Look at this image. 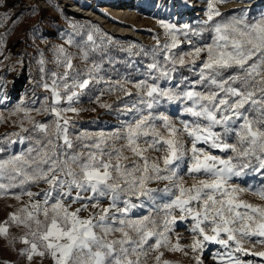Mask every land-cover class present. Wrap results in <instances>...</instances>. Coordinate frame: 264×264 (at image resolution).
<instances>
[{
	"label": "snow or ice",
	"instance_id": "1",
	"mask_svg": "<svg viewBox=\"0 0 264 264\" xmlns=\"http://www.w3.org/2000/svg\"><path fill=\"white\" fill-rule=\"evenodd\" d=\"M216 2L218 0H209L207 19L203 21L210 25L208 28L197 31L184 25L183 29H178L173 24L160 22L167 40L161 45L156 38V48L151 52L153 62L147 68L153 82L144 80L136 84L149 98L140 101L148 109L161 99L191 102L190 106L185 105L184 111L193 120L182 121V128H177L167 116L159 117L167 138L153 123L156 118L149 112L135 123L107 135L101 133L93 137L82 133L76 137L77 141L92 140L93 143L83 145L89 149L86 154L74 151L68 130L70 121L64 114L78 112L70 106L78 93L71 91L66 96L69 107L58 108L56 105L62 97L57 90L56 79L51 85L52 106L29 109L23 106V102L16 106L12 114H23L19 121L21 132H30L23 127L27 120L32 124L31 132L37 135L13 133L19 143L29 141L30 145L19 154L0 158V195L11 194L17 200L23 195L29 197L30 203L20 209L24 215L14 213L10 216L12 222L29 229L21 237V242L28 245L21 254L26 255L29 261L38 254L41 257L49 255L54 264H140L141 257L147 256L149 250L159 252L161 247H166L169 251H182L179 243L169 247L168 233L176 222L172 215L175 209L180 210V220L192 218L191 231L202 237H194L190 246L193 253L203 252L205 242H208L226 249L223 254L213 256L218 264H253V261L245 262L234 253L264 258V252H246L241 244V241L253 237L257 238L255 243L264 244V207L240 198V194L253 191L250 187L242 188L231 183L233 177L245 175L247 169L264 175V14L249 18L248 12L243 11L239 16L212 23L214 17L222 15L214 8ZM31 11L36 12L37 9ZM204 31L212 33L211 43L197 46L188 39L190 33L198 36ZM178 34L185 37L191 50L173 51L180 44ZM87 42L92 45L91 50L100 47L92 34L87 36ZM2 43L3 37H0ZM68 43H73L71 38ZM57 51L63 57L57 63L65 68L63 76L58 79L66 81L68 70L73 67L71 56L62 47ZM161 54L163 62L157 59ZM202 54L205 58L200 60ZM83 55L86 59L88 51ZM197 61H200L199 78L191 83L190 88L180 90L184 81L167 88L156 83L159 80L171 81L178 65L189 64L195 68ZM40 63L43 65L44 61ZM233 68L237 71L223 78L224 73ZM52 75L56 77V73ZM88 84L89 80L84 79L73 85L65 83L64 88L83 89ZM197 85L203 86L205 91L196 90ZM43 87L45 90L50 88L47 83ZM33 110L52 115V123L34 121L31 117ZM217 127L223 132L215 131ZM233 134L235 142L229 143L227 137ZM184 135L191 141L188 149L181 139ZM147 137H151V140L144 139L147 147H141V139ZM119 139L125 140L122 147H115L114 143L109 145V141ZM198 144H206L210 149L221 152L231 151L233 155L227 158L212 155ZM149 149L165 153L163 167L159 162L148 159L145 153ZM125 150L138 158L131 166L123 163L129 159L124 155ZM3 151L0 148V152ZM185 157L189 159L187 174L194 179L200 175L205 177L190 188L185 187L183 177L178 174L180 162ZM162 180L171 183V187L164 191L173 192L175 189L179 194L173 193L174 199L163 205V230L158 231L157 221L151 215L133 220L128 218V213L143 207L144 200L154 201L153 193L157 190L150 188L149 184ZM41 182L48 185L43 192L28 190V185ZM16 188L20 191L10 193ZM253 194L264 200V187ZM37 197L39 199H35ZM133 197L139 203H133ZM101 198L109 200L108 207L87 219L80 218L79 213L86 211L89 205L99 208ZM77 203L80 207L70 211L71 206ZM193 203L199 206V210L192 207ZM206 227L212 235L205 231ZM7 231V227L0 226V235H7ZM113 233H120V238L109 240ZM130 233H135L136 238L133 239ZM221 234L227 238H222ZM153 238L155 243L149 244ZM162 256L160 252L156 257L157 264ZM194 259L196 264H202L200 256ZM164 264L170 262L164 261Z\"/></svg>",
	"mask_w": 264,
	"mask_h": 264
},
{
	"label": "rangeland",
	"instance_id": "2",
	"mask_svg": "<svg viewBox=\"0 0 264 264\" xmlns=\"http://www.w3.org/2000/svg\"><path fill=\"white\" fill-rule=\"evenodd\" d=\"M198 7L187 8L185 0H180L178 11L175 7L169 10L168 1L147 8H139L128 17L120 18L112 10L98 11L102 4L114 5L115 0H0V37H3V43L0 44V158H6L9 155L19 154L29 147L30 142L19 143L17 136L13 133L27 136L32 134V124L24 121L23 127L30 130L29 133H22L19 124L23 114L13 115L18 104L23 102V106L29 109L41 108V106L50 107L53 104L51 85L53 79L57 80V90L61 94V102L56 105L58 108L69 107L66 96L71 91H76L78 96L71 102V107L78 109V112H67L64 115L69 119V135L74 143V151L87 153L88 148L84 144L93 143L92 140L77 141L76 137L82 133H87L93 137L103 133L105 135L122 130L127 124L135 123L142 115L147 116L151 112L155 117L153 123L161 131V134L167 138V132L162 128L163 121L159 119L161 115L167 116L169 120L177 127L182 128V121H191L193 118L184 111L185 105L190 106L191 102L186 101H167L161 99L159 103L154 104L152 109H148L146 104L140 101L149 99L144 94V90L136 87L140 81L149 79L148 64L153 62L151 52L157 45V39L163 45L167 37L165 30L161 27V21L175 25L178 29H183L188 25L191 29L199 31L202 28H208L203 21L207 19L209 0H188ZM72 3L78 4L81 8L92 11V14L82 15L72 10ZM134 4L131 6L133 9ZM36 8L33 12L31 9ZM214 8L222 15L214 17L212 23L226 20L231 16H239L243 11H247L249 18H258L264 14V0H218L214 3ZM188 13V14H187ZM19 17L16 19V17ZM7 17V18H6ZM15 20V23L13 21ZM75 25V28L73 27ZM114 26H124L132 29L137 34L121 32L115 30ZM92 34L99 48L91 50L92 45L87 42V36ZM179 35V34H178ZM71 38L73 43L69 44ZM212 33L204 31L201 35L195 36L189 34L193 44L203 46L211 43ZM179 47L173 49L174 52H186L191 50V45L185 41L183 35H179ZM64 48L65 53L71 56L73 67L68 70V77L60 80L65 68L57 63L58 59H63L58 54L59 48ZM88 51L85 59L83 53ZM145 53H149L146 55ZM205 58L202 54L200 60ZM157 59L163 62V54ZM44 64L41 65L40 61ZM200 61L197 66L192 65L177 66V71L173 73L171 81L159 80L156 83L161 88L171 87L181 81L180 90L190 88L191 83L199 77L197 75ZM41 68L44 71H41ZM235 68L229 69L224 73L223 78L235 73ZM56 73V77L52 74ZM157 73H153L156 75ZM185 78H187L185 80ZM89 80V84L83 88H70L65 90L64 84L73 85ZM47 83L50 88L45 90L43 84ZM238 86V85H237ZM196 90L205 91L201 85L196 86ZM47 97V100L45 98ZM35 101V103H33ZM108 105L110 107H104ZM139 109V111H138ZM252 115V114H250ZM34 121L51 124L54 117L46 112H31ZM239 123V122H238ZM217 132H223V129L217 127ZM144 139L151 140V137L142 138L141 147H147ZM185 148L191 147L190 138L186 135L181 137ZM229 143L235 142L234 134L227 137ZM15 141V142H12ZM122 147L125 144L124 139L109 141L111 146ZM210 152L212 155H219L227 158L233 155L231 151L221 152L218 149H210L206 144H198ZM165 153L149 149L145 155L150 161L159 162L161 167L162 157ZM124 155L128 156L127 161L123 163L131 166L138 158L125 150ZM255 163V162H254ZM189 165L188 157L180 162L178 169L179 176L183 177L185 187L190 188L197 184L199 179L205 177L200 175L194 179L187 174ZM231 183L240 187H250L253 191L240 194V198L256 206L264 207V200H261L254 191L264 187V175L247 169L246 174L241 177H233ZM150 188L156 189L153 193L154 201L144 200V206L134 208L128 213V218L137 220L151 215L157 221L158 231H162V217L164 215L161 209L163 205L174 199L173 193L178 195V191L166 192V187H171V183L166 180L155 181L149 184ZM32 192H43L48 188L45 183L30 184L27 186ZM20 189H11L10 193L19 192ZM39 199V197L35 198ZM144 198L142 197L141 200ZM133 203H139L132 198ZM29 197L23 195L17 200L11 194L0 195V226L7 227V235H0V259L14 258L17 261H29L26 255L21 254V250L28 247L21 242V237L28 233L29 229L23 225H17L10 220L11 214H24L20 209L29 204ZM109 200L101 198L100 207L92 208L89 205L86 211L79 213L80 218L87 219L92 214H97L100 209L108 207ZM122 206V205H121ZM80 204H73L70 211H75ZM193 208L199 210L196 203ZM172 215L176 217V222L171 226L168 233L169 247L179 243L182 251H169L166 247H161L159 252L149 250L147 256L141 257L140 264H157L156 257L160 252L163 253L159 264L164 261L170 264H196L195 256H200L202 264H218L213 256L217 253L223 254L226 249L216 243L205 242L203 252L199 250L193 253L191 245L194 237L202 239L191 231L194 221L191 217L180 220V210L175 209ZM40 219H43L41 216ZM7 222V223H5ZM205 231L212 235L207 227ZM133 239L135 233H130ZM222 238H227L221 234ZM120 233L111 234L108 239H119ZM31 239V237H29ZM257 238L241 241L242 247L246 252L259 253L264 252V244L255 243ZM155 238L149 240V244H154ZM232 242H230L231 244ZM187 253V254H185ZM241 260L253 261V264H264V258L254 255H242L234 253ZM135 258V257H133ZM31 261H39L40 264H51L53 259L49 255L44 257L34 255ZM42 261V263H41ZM54 264V261H53Z\"/></svg>",
	"mask_w": 264,
	"mask_h": 264
},
{
	"label": "bare ground",
	"instance_id": "3",
	"mask_svg": "<svg viewBox=\"0 0 264 264\" xmlns=\"http://www.w3.org/2000/svg\"><path fill=\"white\" fill-rule=\"evenodd\" d=\"M164 1H168L167 5L169 7V10H172L173 7H175L176 12L179 10L178 6L180 3V0H115V4L111 5L108 3L102 4L100 8H98V11H104V10H112L114 13L120 17H128L130 15H133L135 11H137L139 8H147V7H155L157 5V8L161 6V3ZM185 3L187 5L188 9H191L192 7H198L199 5L197 4L196 6L193 4L192 1L185 0ZM134 4L133 9L131 6ZM71 8L75 12H79L82 15H87V14H92V11L86 10L81 8L78 4L72 3ZM188 14V13H187ZM115 30H119L121 32H126V33H132V34H137L134 32L132 29L124 26H114L113 27Z\"/></svg>",
	"mask_w": 264,
	"mask_h": 264
},
{
	"label": "crops",
	"instance_id": "4",
	"mask_svg": "<svg viewBox=\"0 0 264 264\" xmlns=\"http://www.w3.org/2000/svg\"><path fill=\"white\" fill-rule=\"evenodd\" d=\"M50 262L51 264H53V261H49V263ZM0 264H40V263L39 261H17V259L14 258H6V259H0Z\"/></svg>",
	"mask_w": 264,
	"mask_h": 264
},
{
	"label": "trees",
	"instance_id": "5",
	"mask_svg": "<svg viewBox=\"0 0 264 264\" xmlns=\"http://www.w3.org/2000/svg\"><path fill=\"white\" fill-rule=\"evenodd\" d=\"M32 135H33V136H36L37 134L33 132Z\"/></svg>",
	"mask_w": 264,
	"mask_h": 264
}]
</instances>
